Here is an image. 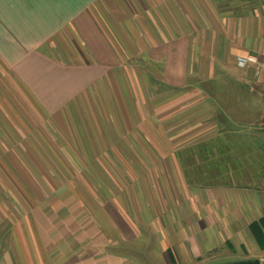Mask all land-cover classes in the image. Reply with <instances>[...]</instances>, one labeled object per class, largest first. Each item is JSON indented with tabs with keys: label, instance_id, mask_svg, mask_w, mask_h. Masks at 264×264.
I'll use <instances>...</instances> for the list:
<instances>
[{
	"label": "crops",
	"instance_id": "1",
	"mask_svg": "<svg viewBox=\"0 0 264 264\" xmlns=\"http://www.w3.org/2000/svg\"><path fill=\"white\" fill-rule=\"evenodd\" d=\"M261 107L264 0H0V174H15L11 150L22 174H46L27 138H82L91 160L51 142L68 180L42 189L79 193L51 209L49 232L20 221L35 246L18 255L264 264Z\"/></svg>",
	"mask_w": 264,
	"mask_h": 264
},
{
	"label": "rangeland",
	"instance_id": "2",
	"mask_svg": "<svg viewBox=\"0 0 264 264\" xmlns=\"http://www.w3.org/2000/svg\"><path fill=\"white\" fill-rule=\"evenodd\" d=\"M260 109H261V119L258 120L256 131H254V134L251 135L252 138H264V118L262 116L263 108L261 107ZM16 139L19 140V138ZM52 139L53 138H36V139L27 138L28 150L34 149L33 143L36 141L37 144L36 149L38 151V154H40L42 157V161L46 173L45 175H47L48 177L40 174V172L35 173L36 170H34L35 171L34 172L33 169H27L26 166H23V168L26 172H28V174H24V173L22 174L18 164L12 161L11 158L9 157L15 155L14 151L12 150H11V155L4 157V159H7L10 166L14 165L13 171L15 172V174L7 175L6 169L4 170L5 171L4 175L0 174V264H12V263L18 264V259H19V263L22 262V264H24L26 262V258L24 255H18V251L23 252V249L21 248L20 250L19 247H21L22 245V247L24 248L25 243L27 244V247L30 248L33 245L35 246V235L33 234L32 236L30 235L31 231L35 232V222L33 224L27 223L26 229H24V227L22 228V223H20V221L24 220L23 218L25 216L28 217L30 215L33 217L37 215L40 221V227L38 229V232L42 231L43 233L44 230H46L44 232L47 231L49 232L50 229L49 217H50L51 209L52 208L55 209L54 206L56 205V203H59L58 200L62 201V203H59L60 206L62 207V204L67 203L68 200H72L74 198V195L76 196V194L79 193L78 191L68 192L67 187L66 188L60 187L61 190L59 191L58 197H56V193H57L56 190L53 189L50 190L51 188V186L49 185L50 183L47 182L51 181L57 187V183L58 186H60L59 184L65 181L67 182L68 180V177L65 175H64L65 178L62 181L60 180L59 177L55 176L54 168H56V166H64V168H66L65 167L66 159L64 160L59 159V164H60L59 165L54 157L51 158L52 156L51 154H54V151L51 148L52 147L51 142L53 143L52 144L53 147H55V151H57L60 155H63L64 152L66 151L73 152L75 150L79 152V154H82V156L85 157L86 152L82 151V143H84V141L82 138H80L81 143L79 142V138H60L58 140L59 142L58 143L56 141L57 138H54L53 140ZM18 140L14 142L15 143L13 145L14 149L17 148V146L19 145ZM62 141L67 142V144L66 143L61 144L60 142ZM19 148L21 151H23L21 147ZM2 156H3V151L0 150V159L2 158ZM84 161L88 165L91 162V160L86 159V157ZM59 170H61V168H59ZM71 171L74 172L73 169H71ZM29 172H32V174ZM75 181L82 183L83 179H81L80 181V178L77 176L75 178ZM75 181L69 183H74ZM41 183L48 184L50 188L48 187L42 189ZM21 185L22 187H26L28 190L24 191L17 189ZM3 189L5 190L3 191ZM34 210L36 211V213H33ZM45 216L47 217L48 222L46 220H44L45 222L43 221V217ZM20 224H21V228H20ZM22 238H24L25 240H22ZM15 255L17 256L18 259L17 258L15 259ZM240 259H241L240 257H235L234 259H227L224 261L213 262L211 264H231L240 261Z\"/></svg>",
	"mask_w": 264,
	"mask_h": 264
},
{
	"label": "built area",
	"instance_id": "3",
	"mask_svg": "<svg viewBox=\"0 0 264 264\" xmlns=\"http://www.w3.org/2000/svg\"><path fill=\"white\" fill-rule=\"evenodd\" d=\"M258 62L257 56L239 57L237 58V63L240 67H248L250 64H255Z\"/></svg>",
	"mask_w": 264,
	"mask_h": 264
},
{
	"label": "water",
	"instance_id": "4",
	"mask_svg": "<svg viewBox=\"0 0 264 264\" xmlns=\"http://www.w3.org/2000/svg\"><path fill=\"white\" fill-rule=\"evenodd\" d=\"M231 264H261V261L259 259L256 260H250V261H239Z\"/></svg>",
	"mask_w": 264,
	"mask_h": 264
}]
</instances>
